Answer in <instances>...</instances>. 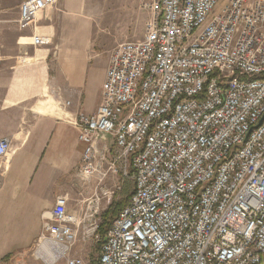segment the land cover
<instances>
[{
	"label": "built area",
	"instance_id": "obj_1",
	"mask_svg": "<svg viewBox=\"0 0 264 264\" xmlns=\"http://www.w3.org/2000/svg\"><path fill=\"white\" fill-rule=\"evenodd\" d=\"M138 1L144 38L111 49L98 106L73 120L80 181L133 183L97 264H264V0ZM56 2L21 0L18 25ZM112 194L98 185L80 212L58 196L34 259L90 264L73 246L96 241Z\"/></svg>",
	"mask_w": 264,
	"mask_h": 264
},
{
	"label": "crops",
	"instance_id": "obj_2",
	"mask_svg": "<svg viewBox=\"0 0 264 264\" xmlns=\"http://www.w3.org/2000/svg\"><path fill=\"white\" fill-rule=\"evenodd\" d=\"M20 1L0 0V138L9 141L0 157V260L5 264L29 257L30 252L19 255L34 246L58 196L72 212H80L88 196L89 184L77 172L83 144L73 120L80 111L91 114L100 102L107 62L97 78L90 74L100 52L94 22L100 14L109 16L112 6L111 0H57L34 26L21 27ZM129 2V18L142 30L125 41L142 40L150 14L137 11L138 0ZM103 143L109 150L111 136Z\"/></svg>",
	"mask_w": 264,
	"mask_h": 264
},
{
	"label": "rangeland",
	"instance_id": "obj_3",
	"mask_svg": "<svg viewBox=\"0 0 264 264\" xmlns=\"http://www.w3.org/2000/svg\"><path fill=\"white\" fill-rule=\"evenodd\" d=\"M3 1L7 2L9 0H3ZM223 1L224 0H221L217 4V9L222 5ZM138 2L136 3L137 11L140 10ZM110 3H112L110 9L111 13L109 12L110 15L108 16V12L107 13L105 12L104 14H100L102 16L101 20L98 19L94 22L97 31V37L94 43H95V47L98 49V51H100L99 54L96 55L90 63V74H92L95 78H97L102 73V67H103L102 62L106 66V62L108 60L109 52L111 51V49L119 42L134 39V37H132L133 33L140 28L139 22L133 20L132 17L129 18L130 13L128 12H130L132 8V4L131 2H129V0H126V2H124L123 0H111ZM121 12L124 13L120 14ZM91 19H92V15H91ZM147 29H148V25H147ZM141 30L142 29L140 28V31ZM114 42L116 43L113 44ZM88 180H89L87 182L89 184L88 196L93 193V191L96 189V187H98V185L99 186L102 185L108 188L111 192H113L114 194V195L112 194L113 197L116 198L118 201L125 200L130 195L133 187L132 180L129 178L124 180L120 179V182L117 185L113 181V179H111V177L106 178L101 183H99L98 177L94 173L93 175H91V177H89ZM108 205H109L108 203L104 202L103 208H106ZM100 239L101 236L98 234V238L96 239V241L92 239L83 244L76 242L73 246V249H75L74 253L84 258L86 262H90V264H97L96 259L101 245ZM28 255L29 257H27L23 263H19V264H44L40 259H34V257L30 253ZM1 264H5V263L2 261ZM56 264H64V263L61 260Z\"/></svg>",
	"mask_w": 264,
	"mask_h": 264
},
{
	"label": "trees",
	"instance_id": "obj_4",
	"mask_svg": "<svg viewBox=\"0 0 264 264\" xmlns=\"http://www.w3.org/2000/svg\"><path fill=\"white\" fill-rule=\"evenodd\" d=\"M113 195L109 205L100 215V224L97 230L98 234L101 236L100 242H102L103 238L105 237L107 227L109 226L111 221L118 215L119 211L126 205L130 196L129 195L123 201H118L116 198L113 197Z\"/></svg>",
	"mask_w": 264,
	"mask_h": 264
},
{
	"label": "water",
	"instance_id": "obj_5",
	"mask_svg": "<svg viewBox=\"0 0 264 264\" xmlns=\"http://www.w3.org/2000/svg\"><path fill=\"white\" fill-rule=\"evenodd\" d=\"M33 248H34V246H32V248H31L28 252L23 253V254H20L19 256H20V257H23V256L26 255L27 253H29V252L31 253V251L33 250Z\"/></svg>",
	"mask_w": 264,
	"mask_h": 264
},
{
	"label": "bare ground",
	"instance_id": "obj_6",
	"mask_svg": "<svg viewBox=\"0 0 264 264\" xmlns=\"http://www.w3.org/2000/svg\"><path fill=\"white\" fill-rule=\"evenodd\" d=\"M47 112H48V110H47ZM54 112V111H53ZM56 112V111H55ZM46 113V112H45ZM52 114V113H51ZM54 114V113H53ZM57 114V113H56ZM39 255V254H38Z\"/></svg>",
	"mask_w": 264,
	"mask_h": 264
}]
</instances>
